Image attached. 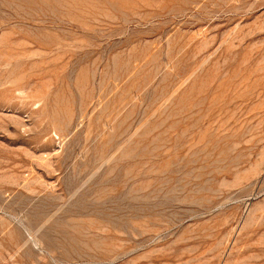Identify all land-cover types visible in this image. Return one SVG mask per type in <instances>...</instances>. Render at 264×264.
<instances>
[{
  "label": "rangeland",
  "instance_id": "obj_1",
  "mask_svg": "<svg viewBox=\"0 0 264 264\" xmlns=\"http://www.w3.org/2000/svg\"><path fill=\"white\" fill-rule=\"evenodd\" d=\"M262 112L264 0H0V264H264Z\"/></svg>",
  "mask_w": 264,
  "mask_h": 264
},
{
  "label": "bare ground",
  "instance_id": "obj_2",
  "mask_svg": "<svg viewBox=\"0 0 264 264\" xmlns=\"http://www.w3.org/2000/svg\"><path fill=\"white\" fill-rule=\"evenodd\" d=\"M253 1V0H252ZM243 2V1H242ZM239 4V3H238ZM244 6V5H243ZM241 7V6H240ZM200 9V8H199ZM234 9V8H233ZM217 76V75H216ZM217 92V91H216ZM213 94V93H212ZM233 95V94H232ZM223 104V103H222ZM262 113H264V112H262ZM261 113V114H262ZM262 120H264V119H262ZM252 127V126H251ZM160 148V147H159ZM157 177V176H156ZM171 178V177H170ZM164 179V178H163ZM147 180V179H146ZM163 181V180H162ZM128 189V188H127ZM160 191V190H159ZM170 191V190H169ZM168 194V193H167ZM119 195V194H118ZM166 195V194H165ZM109 196V195H108ZM117 196V195H116ZM161 196V195H160ZM135 197V196H134ZM158 201V200H157ZM118 202V201H117ZM123 202V201H122ZM151 202V201H150ZM109 203V202H108ZM116 205V204H115ZM151 205V204H150ZM163 205V204H162ZM112 207V206H111ZM155 207V206H154ZM100 208V207H99ZM98 209V208H97ZM101 209V208H100ZM123 211V210H122ZM134 212V211H133ZM136 220V219H135ZM99 223V222H98ZM138 223V222H137ZM101 224V223H100ZM124 230V229H123ZM125 231V230H124ZM143 232V231H142ZM122 246V245H121Z\"/></svg>",
  "mask_w": 264,
  "mask_h": 264
}]
</instances>
